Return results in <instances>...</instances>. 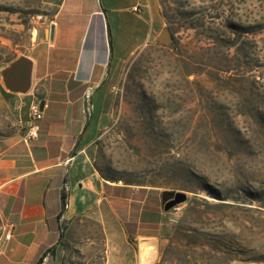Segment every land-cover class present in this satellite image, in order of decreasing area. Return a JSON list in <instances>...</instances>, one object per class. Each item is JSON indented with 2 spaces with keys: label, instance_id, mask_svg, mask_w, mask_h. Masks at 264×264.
Wrapping results in <instances>:
<instances>
[{
  "label": "rangeland",
  "instance_id": "1",
  "mask_svg": "<svg viewBox=\"0 0 264 264\" xmlns=\"http://www.w3.org/2000/svg\"><path fill=\"white\" fill-rule=\"evenodd\" d=\"M156 4L173 41L126 61L95 166L184 198L155 264H264V0ZM52 12L0 0L1 67L29 54ZM19 133L0 94V152Z\"/></svg>",
  "mask_w": 264,
  "mask_h": 264
},
{
  "label": "crops",
  "instance_id": "2",
  "mask_svg": "<svg viewBox=\"0 0 264 264\" xmlns=\"http://www.w3.org/2000/svg\"><path fill=\"white\" fill-rule=\"evenodd\" d=\"M43 2L53 12L25 55L30 88L13 91L0 79L21 130L0 152V231H11L0 264H155L174 231L162 193L106 179L94 161L119 73L162 29L156 0ZM35 99L43 118L26 142Z\"/></svg>",
  "mask_w": 264,
  "mask_h": 264
},
{
  "label": "water",
  "instance_id": "3",
  "mask_svg": "<svg viewBox=\"0 0 264 264\" xmlns=\"http://www.w3.org/2000/svg\"><path fill=\"white\" fill-rule=\"evenodd\" d=\"M52 32V28L50 29ZM158 42L172 43L173 37L168 28L163 27L157 37ZM32 61L27 56H22L11 63L10 66L2 70V76L5 86L13 91L25 92L31 85ZM42 105V103H41ZM174 197V199H172ZM181 194H174L172 191L162 192V202L165 209L175 203L183 201Z\"/></svg>",
  "mask_w": 264,
  "mask_h": 264
},
{
  "label": "built area",
  "instance_id": "4",
  "mask_svg": "<svg viewBox=\"0 0 264 264\" xmlns=\"http://www.w3.org/2000/svg\"><path fill=\"white\" fill-rule=\"evenodd\" d=\"M134 9H137L136 7H134ZM4 69V67L0 66V79H1V73L2 70ZM262 79H264V75H262ZM84 112L86 114L89 113V111L91 110V105H86L84 107ZM43 118V105H41V101L35 99L32 100L29 104V116L27 121L24 123L25 126V133L23 134V139L26 142H29L33 139H36L39 135V131H40V122ZM183 201H180L178 203H175L174 205H172L171 207L165 209V207L163 206L165 211H168V214H177L178 212H180L183 208ZM11 236V231H7V232H3V229H1L0 231V240L1 239H9Z\"/></svg>",
  "mask_w": 264,
  "mask_h": 264
}]
</instances>
